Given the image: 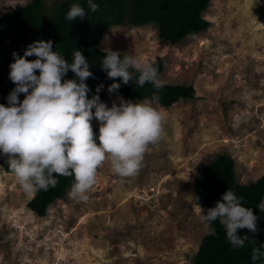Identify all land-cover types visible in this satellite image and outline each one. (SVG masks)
Segmentation results:
<instances>
[{
  "label": "rangeland",
  "instance_id": "rangeland-1",
  "mask_svg": "<svg viewBox=\"0 0 264 264\" xmlns=\"http://www.w3.org/2000/svg\"><path fill=\"white\" fill-rule=\"evenodd\" d=\"M30 1L0 0V16ZM57 3L45 0L47 20ZM205 16L206 30L176 43L155 24L107 29L100 48L162 57L161 83L193 84L196 96L154 103L164 134L135 176L105 161L87 201L70 197V186L45 216L29 207L35 191L0 163V264H194L208 233L194 195L204 168L226 153L240 183L264 174V0H211ZM119 97L129 100L112 92L103 102Z\"/></svg>",
  "mask_w": 264,
  "mask_h": 264
},
{
  "label": "clouds",
  "instance_id": "clouds-1",
  "mask_svg": "<svg viewBox=\"0 0 264 264\" xmlns=\"http://www.w3.org/2000/svg\"><path fill=\"white\" fill-rule=\"evenodd\" d=\"M86 2L90 11L98 10L94 0ZM85 17V7L80 3L71 4L66 13L70 21ZM120 53L107 48L100 66L108 77H119L127 84L135 76V83L141 87L146 82L156 89L162 87L152 62L128 52L121 57ZM32 55L36 59L25 58ZM13 57L8 75L15 87L6 97L7 106L0 103V155H6L25 192L54 187L57 175H73L68 195L87 201L105 161L120 177H132L139 172L148 147L159 142L164 134L165 113L154 106L159 99L157 93L141 101L119 97V103L113 102L109 107L100 100L97 86V94L87 98L89 88L85 80L92 75L88 59L77 49L69 62L53 50L51 39L36 40L23 55L13 52ZM69 70L79 82L62 80ZM119 87L114 81L108 91ZM20 93L25 94L22 100ZM93 118L99 123L98 136L93 132ZM242 201L243 197L227 189L213 207L206 211L200 208V220L208 233L215 235L212 224L218 219L233 248L243 247L247 239L238 234V229L256 231L257 216ZM251 259L264 264V244L253 248Z\"/></svg>",
  "mask_w": 264,
  "mask_h": 264
},
{
  "label": "trees",
  "instance_id": "trees-1",
  "mask_svg": "<svg viewBox=\"0 0 264 264\" xmlns=\"http://www.w3.org/2000/svg\"><path fill=\"white\" fill-rule=\"evenodd\" d=\"M55 1V0H53ZM52 17H45V0H32L26 5L8 11L0 16V103L7 106L6 97L15 87L9 79V65L14 61L13 52L23 55L26 47L36 40L53 41V50L59 52L71 62L72 53L79 49L88 59L89 70L92 75L85 83L89 91L87 98L98 93L104 101L110 94L109 85L114 81L120 84L119 89L113 91L123 94L133 101L151 98L158 94V103L171 106L173 103L192 99L196 96L193 84L161 83L156 89L151 83L142 87L133 80L124 84L119 77L110 78L100 66L106 50L99 47L108 28L118 25L142 26L155 24L162 40L176 43L187 36L206 30L211 22L205 12L211 0H94L98 3L97 11L88 9L86 0H57ZM80 3L85 7L86 17L73 21L66 19V13L71 4ZM121 57L123 55L120 53ZM36 59L35 55L25 57ZM160 76L165 67L164 58L160 57L153 63ZM39 74V70H35ZM138 75V74H137ZM63 79L78 77L69 70ZM112 93V92H111ZM19 94V99L24 98ZM94 111V109H93ZM91 121L93 132L97 134L99 128ZM96 138V137H94ZM97 143H99L97 139ZM0 163L7 172H12L6 155H0ZM55 175V174H54ZM57 184L47 189H38L28 202L29 207L40 216H45L50 203L65 196L67 189L74 181L73 175H57ZM231 189L237 196L243 197L245 207H251L257 216L256 231L249 232L247 228L238 229V234L247 237L244 246L233 248L226 239L225 229L219 220L213 222L215 235L207 233L200 243L194 264H260L252 261L253 248L264 244V174L255 181L247 184L240 183L236 176V163L233 156L226 153L218 154L203 170L195 185L194 195L196 203L202 210L213 207L216 201L222 199V193Z\"/></svg>",
  "mask_w": 264,
  "mask_h": 264
}]
</instances>
